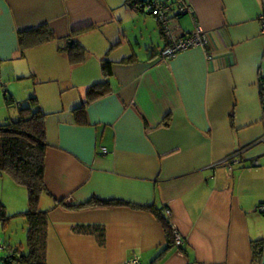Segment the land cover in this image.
Returning <instances> with one entry per match:
<instances>
[{
  "label": "crops",
  "instance_id": "obj_1",
  "mask_svg": "<svg viewBox=\"0 0 264 264\" xmlns=\"http://www.w3.org/2000/svg\"><path fill=\"white\" fill-rule=\"evenodd\" d=\"M159 1L190 9L172 36L202 30L207 51L162 60L170 42L136 0H0V124L8 96L35 95L47 114L48 264H264V0ZM41 27L54 39L22 51L21 34ZM0 203L29 209L1 172Z\"/></svg>",
  "mask_w": 264,
  "mask_h": 264
},
{
  "label": "trees",
  "instance_id": "obj_2",
  "mask_svg": "<svg viewBox=\"0 0 264 264\" xmlns=\"http://www.w3.org/2000/svg\"><path fill=\"white\" fill-rule=\"evenodd\" d=\"M146 0H136L140 3L139 9L144 11ZM131 3V0H129ZM145 12V11H144ZM151 14V13H150ZM54 39L52 31L47 27L34 30L30 38L21 34L22 51L46 44ZM69 49V48H68ZM74 62H81L84 53L80 45L76 44L68 50ZM108 67V64L105 65ZM100 83L99 86H102ZM261 96L264 108V78H261ZM10 108L17 110L16 116L10 117L0 124V172L12 177L15 182L25 187L29 193V209L20 216H9L5 206L0 203V224L5 226L11 220L23 217L27 222L26 251L22 245L5 246V257L8 259L2 264H48V211L39 206L41 197L48 193L46 185V152L48 150L46 118L39 105L38 99L33 95L29 100L18 103L11 96L6 98ZM84 111V105L76 109L77 113ZM11 114V113H10ZM61 204H65L61 200ZM103 205H117L112 202H102ZM66 205V204H65ZM68 207H76L69 204ZM171 246H175L174 233L171 225L165 220ZM83 233L94 234L100 244L104 242V230L100 226H87L81 228ZM254 252L255 260L260 262L262 250Z\"/></svg>",
  "mask_w": 264,
  "mask_h": 264
},
{
  "label": "built area",
  "instance_id": "obj_3",
  "mask_svg": "<svg viewBox=\"0 0 264 264\" xmlns=\"http://www.w3.org/2000/svg\"><path fill=\"white\" fill-rule=\"evenodd\" d=\"M144 11L148 14L154 15L160 24L163 27L165 36L169 40V45L163 49L160 53V57L164 61H170L174 57H176L178 54L193 49L197 47H202L206 51L208 49V41L206 36L203 34L202 30H199L195 34L191 36H185L181 38H174L172 36L171 30H170V19L177 18L179 15H183L185 13H191L190 9L182 4V2L178 1L176 4L174 3H162L159 0H150L147 3L144 4ZM262 23H264V17H261ZM264 33V31H263ZM210 58V56H208ZM261 143H264V139L260 141ZM103 154H107L108 151L106 149H102ZM242 154L243 153H236L232 155L231 157L227 158L226 163L230 165L231 168L234 165L242 164ZM254 165H258V163H255ZM245 209V207H243ZM165 213L170 217L171 211L166 209ZM173 229L174 233V239H175V246L178 248H181L184 246V239L182 235L179 233L178 230ZM5 250L4 245H0V252H3ZM129 264H141L140 260L138 258H135L132 260Z\"/></svg>",
  "mask_w": 264,
  "mask_h": 264
},
{
  "label": "rangeland",
  "instance_id": "obj_4",
  "mask_svg": "<svg viewBox=\"0 0 264 264\" xmlns=\"http://www.w3.org/2000/svg\"><path fill=\"white\" fill-rule=\"evenodd\" d=\"M10 113L11 114L9 115V118L10 117L14 118L16 116L17 110L15 108H11ZM13 238L15 239L14 242H12ZM0 244L4 246H12L15 244H17L16 246L22 245L24 248V251H26V245H27V222L26 220L22 218H17V219L11 220V222L6 224L5 226L0 224ZM5 255H6L5 252H0V257H5Z\"/></svg>",
  "mask_w": 264,
  "mask_h": 264
},
{
  "label": "water",
  "instance_id": "obj_5",
  "mask_svg": "<svg viewBox=\"0 0 264 264\" xmlns=\"http://www.w3.org/2000/svg\"><path fill=\"white\" fill-rule=\"evenodd\" d=\"M186 14H188V13H185V14H183V15H186ZM183 15H179V16H177V18L179 19V18H181ZM75 45V42H74V40H69V46L70 47H72V46H74ZM8 261V259L6 258V257H0V263H6Z\"/></svg>",
  "mask_w": 264,
  "mask_h": 264
}]
</instances>
